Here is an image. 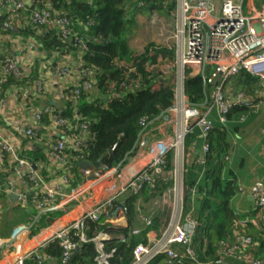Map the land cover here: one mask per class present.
<instances>
[{
    "label": "built area",
    "instance_id": "obj_1",
    "mask_svg": "<svg viewBox=\"0 0 264 264\" xmlns=\"http://www.w3.org/2000/svg\"><path fill=\"white\" fill-rule=\"evenodd\" d=\"M40 4V8L35 7L30 11L24 0H0V12L6 15L10 22L28 13L22 17L23 20L27 19L37 28L56 29L63 40L70 41V23L65 15L53 12L43 1ZM148 5H160L164 14L152 13L149 18L139 14ZM135 9L136 13L126 12L135 18L131 32L135 34L134 38L140 43L141 48L131 49L127 45L129 57L143 55L151 47L166 46L173 51L174 62L171 70L175 73L174 105L168 110L167 117L165 116L156 127L155 132L152 131L155 137H144L147 140L141 142L142 146L145 142H148V145L139 151L133 160L118 169L82 168L78 172L82 182L70 187L76 174L65 165V152L69 149L81 151L91 138L87 125H71L68 121L53 116L54 109L48 107L29 111L28 116L22 121L14 120L5 111L9 104L7 98L1 100L0 164L6 161L26 190L16 194L17 204L21 207L32 206L38 213L51 209L64 211L63 208L69 205L75 210L71 221L59 223L55 220L49 228L28 238L26 241L28 244L14 243L7 255L0 260L1 264H23L26 260L35 261L37 264L52 261L53 257L44 253V249L52 244L60 248V262L65 264L76 248L80 249V246L90 242L94 244L97 252L94 263L109 264L112 252L105 253L104 244L111 237L98 232L89 238L88 223L127 227V218L120 197L127 192L137 195L145 186L154 189L158 180L167 185L160 195L151 200L150 210L155 211L153 213L157 216L158 213L164 215L165 210L168 211L169 223L164 228L162 226L157 231L145 234L146 244H139L134 248L130 264H149L159 256L165 257L166 264H183L185 259L194 264H201L191 247L197 223L191 217V212L186 209L185 199L189 197L191 201L195 189L187 190L184 185L186 161L184 139L195 130L198 131L201 150L206 154L208 144L205 143V139L213 129V116L220 124H226V116L233 107L247 109L253 115L264 104V93L255 98H247L243 94L229 98L223 92L225 83L241 72L264 84V6L261 10L250 7L246 14L242 1L141 0ZM173 11L174 20L170 21L173 19ZM8 24L9 22H5L3 28H8ZM75 42L78 49L87 50L83 41ZM23 51L24 49L19 53ZM25 73L22 64L13 57H6L0 61V84L6 76L11 75L19 80ZM39 76L32 86L18 91L22 93L21 102H24L29 90L31 94L49 96L53 94L56 99H63L64 90L69 86L75 88L73 93L76 99L79 90L91 89L90 83L94 74L85 68L81 60L73 64L70 58L64 57L52 70L48 69ZM73 76L78 77L76 85L70 83ZM196 76H201L204 86L208 88L205 101L200 107L187 104L184 96L185 80ZM47 77L52 83L46 82ZM55 78L66 81L60 82L56 89L51 88ZM12 91L10 96L13 99L18 98L17 91L14 89ZM42 114L48 115L51 127H46V133L37 138L36 132L42 131L43 128ZM239 122L243 124L245 118H241ZM141 126L144 127L145 124L141 123ZM260 134L263 138L261 153L264 155V126L260 129ZM53 135L58 138L52 140ZM32 140L48 149L49 162L57 165L51 173L57 180L53 187L49 188L47 185L49 181L45 180L51 177H44L40 166L33 168L34 164L24 159L22 150L17 148L23 144L33 149L35 145ZM196 146L197 142L194 141L190 150ZM169 152L173 154L172 170L170 176H167L161 171L167 166L166 155ZM198 164L202 166L204 163L201 161ZM12 190L11 185L8 188L0 186V197ZM31 192L34 195L28 200L26 197ZM242 192V189H238V193ZM249 193L256 210L255 219H259L264 225V182L262 180L255 182ZM165 218H162L163 223ZM140 220L144 227L151 225L150 216L142 215ZM130 234L139 236L141 231L132 229ZM117 239L123 240L121 236ZM251 246L249 239L239 238L231 244H221L215 264H223L224 258H233L243 264H263L260 259L245 251V248L250 249ZM175 247H181L182 252H177Z\"/></svg>",
    "mask_w": 264,
    "mask_h": 264
},
{
    "label": "trees",
    "instance_id": "obj_2",
    "mask_svg": "<svg viewBox=\"0 0 264 264\" xmlns=\"http://www.w3.org/2000/svg\"><path fill=\"white\" fill-rule=\"evenodd\" d=\"M25 1L30 11L35 7L40 8V3L43 1L53 12L63 13L70 23L71 39L65 41L56 29L37 28L27 19L23 20L22 17L28 13L10 22L7 16L0 12V33L18 36L23 41H32L39 53V57L30 63L21 79L16 80L11 75L4 77L0 84V101L6 97L10 88L18 92L20 89L30 87L39 79L42 69L52 70L64 57L81 60L85 68L93 72L91 89L79 90L76 99L73 93L75 88L69 86L64 90L63 99L52 100L53 98L51 99L48 94H28L24 100L26 108L33 105L39 110L46 104L45 107L54 109L53 116L62 118L71 125H87L91 138L81 151L69 149L65 152V165L76 174L70 187H75L82 182L78 174L80 169H97L94 167L97 161H100L99 169L116 168L126 156L128 159L139 152L140 139L155 137L152 131L155 132L156 127L174 105L175 73L171 70L174 53L166 46L151 47L143 55L129 57L127 36L132 31L135 21L126 11H132L133 7L130 4L132 0ZM252 2L257 8L264 6V0H252ZM128 5L129 9L126 8ZM160 7V5H148L139 14L144 16L162 13ZM5 22H9L8 28H3ZM76 40L83 41L87 50L78 49L75 46ZM223 92L229 98L238 94L255 98L264 93V84L241 72L225 83ZM207 93L208 88L204 86L201 76L185 80L184 96L187 104L200 107ZM250 115L247 109L233 107L226 116V124H220L213 116V129L205 139L208 152L204 154L203 167L196 164L190 151L194 141L201 142L198 131L195 130L184 139L185 155L188 156L185 161L184 184L187 190L195 189L192 202L189 197L185 199V202L191 205V217L197 223L191 247L201 264H215L221 244H231L237 238L249 239L252 246L250 249L245 248V251L264 264V225L259 219H255V208L252 209L248 219L233 209L236 178L226 169L229 131L232 128L236 131L241 124L239 120L241 118L246 120ZM141 123L145 124L146 128L141 126ZM41 124L43 128L42 131L36 132L37 138L45 132L46 127H51L48 115H41ZM53 138L58 137L53 136ZM34 145L33 149L27 150L23 145L22 157L33 164L49 166L48 158L43 151L45 147L36 142ZM172 157V152L166 155L167 166L161 171L162 174L170 176ZM81 163H87L88 166L82 167ZM202 170V178L197 180ZM225 172H229L228 175L231 176L229 179H224ZM45 173L43 172L44 175ZM166 185L167 183L158 180L154 189L145 186L137 195L127 192L120 197L128 222L127 227L88 223L89 238L100 231L112 236V239L104 244V252H112L109 264H130L134 248L139 244H146L145 234L160 228V217L156 213H147L145 210L147 208L142 207L143 210L140 212L151 217V225L144 227L141 220L137 219L136 206L140 201L147 202L160 195ZM36 215L33 213V216ZM62 215V210L45 211L32 226L30 234L33 236ZM132 229H139L141 234L131 235ZM118 236L123 240L117 239ZM175 250L182 252L181 247H175ZM44 253L52 256L55 264H61V251L56 244L49 245L44 249ZM96 256L95 246L90 242L80 246L79 254L72 264H95ZM29 261L26 260L23 264H35ZM149 264H166V259L164 256H159ZM183 264L194 263L185 259ZM223 264L243 263L233 258H224Z\"/></svg>",
    "mask_w": 264,
    "mask_h": 264
},
{
    "label": "crops",
    "instance_id": "obj_3",
    "mask_svg": "<svg viewBox=\"0 0 264 264\" xmlns=\"http://www.w3.org/2000/svg\"><path fill=\"white\" fill-rule=\"evenodd\" d=\"M139 1H141V0H132L130 2V4L133 7L132 11H130V12L128 10L127 11L129 13H131V12L134 13L136 4ZM233 1H235V2H241L242 1V3H243L244 0H233ZM246 2L248 3V5H250V7H255L253 5L252 0H246ZM261 7H263V6H261ZM261 7H259L258 9L261 10ZM126 8L129 9V5ZM134 20H135V18H134ZM134 36H135V34L133 32H130V34L127 36V45H129V47L131 49H137V47L141 48L140 43L137 41L136 38H134ZM23 49H24V53L26 52L25 55H23L24 53L23 54L19 53V51H22ZM38 55H39L38 50L35 47V45L32 43V41H30V40L23 41L22 38H20L18 36L16 37L14 35L4 34V33L1 34L0 33V61H2L6 57H13V58L17 59V61L22 64L24 70L27 71L30 63L32 61H34L35 59H37L39 57ZM25 56H27V57H25ZM70 59H71V63H73V64L76 63V59H73V58H70ZM43 70L44 69H42V72H40V73H43V72L45 73L47 71V69L44 71ZM46 79H49V78L47 77ZM63 80L64 79L55 78L53 81V84H51L52 85L51 88L53 87L56 89L58 87V84L60 82H63ZM77 80H78V77L73 76L70 79V83L76 85V83H78ZM64 81H66V80H64ZM67 83L69 85L68 80H67ZM27 88H29V87H27ZM12 90L13 89L10 88L8 90V92L6 93V97H5V98H7L6 100L9 103H12V105L10 108L9 104H8V107L5 111H7V114L9 116H12L14 120L22 121L23 118H26L28 116L27 115L28 112L35 109V107H33V105H32L31 107L26 108V103L21 102V99H19L20 97L13 99L10 96L13 92ZM21 90H26V89L25 88L20 89V91ZM52 90H54V89H52ZM28 92H29V94H31L30 90ZM17 95L18 96L22 95V93L17 92ZM51 97L53 98L52 100L56 99L53 96V94L51 95ZM1 100H3V99H1ZM29 103H30V101H29ZM1 117L2 116L0 113V120H1ZM23 123H25V122H23ZM263 126H264V104L261 105L259 111L256 114H253V115H250L249 117H247L245 122L243 124H240L236 131L233 128L231 129V131H229V137H228L229 152H228L227 168L226 169L230 173H232V175L236 178V184H235L236 196H235V199L232 203L233 209L239 215H241L244 218L246 217L247 219L249 218V216L252 212V209L254 208L252 198H251L250 193H249V189L255 182H257L259 180H262L264 182V155H262V153H261V144H262L263 138L260 135V129ZM52 131L54 132V130H52ZM152 138H154V137H152ZM51 139L54 140V138L52 136H51ZM145 140H147V139H145V138L140 139V141H139V147H140L139 149L140 150L139 151L144 150L145 145L142 146L143 144L141 142L145 141ZM21 147H23V144H22V146L21 145L17 146L18 149L22 150ZM25 149L27 150L29 148L25 147ZM43 151L46 154L45 156L48 158V161H49V155H50L49 150L46 148H43ZM190 151L193 154L194 161L196 162L197 165H199L198 163L201 161L203 163H205L204 154L201 150V143L200 142L197 143V146L195 147V149H192ZM185 158L187 161L188 156L185 155ZM128 159H126L125 164L128 163L127 162V161H129ZM203 165L202 166L199 165V166L203 167ZM38 166L41 167L40 169L42 170V172H46L45 175L43 174L44 177H47V176L51 177V178L45 179V180L49 181L47 183L49 188L53 187L56 184L57 180L55 178H53L54 176H52L51 173L54 171V168L57 167V165H55L52 162L51 163L49 162V166L47 168V166L42 165V164H36V165L34 164V168H36ZM44 169H46V171ZM229 172L224 173V176H223L224 179H229V177H231L228 175ZM202 175H203V170L198 174L197 180H200L202 178ZM183 180H184V178H183ZM9 185H11L13 187L12 192L9 191L0 197V260L3 258V256L7 255V253L9 252L8 251L9 248H11L14 243L15 244L17 242L27 243L26 241L28 240V238L32 237V235L30 234L31 229L28 232H23V233L19 234L17 239L12 244L4 246L5 244L8 243V241H10L12 239V237L14 236L15 233H17L20 229H24L26 227H29L30 225H33L36 222V220L38 219V217L40 216V213H38L32 206L21 207L19 204H17V202H14L11 199L10 196L12 194H18V193L24 192L26 190L21 186L20 181H19L17 175L14 173V171H12V169H10L9 165L6 164V161H4V163L2 165L0 164V186H3V187L6 186L8 188ZM238 189H242L243 192L238 193ZM66 190H64V192H67ZM92 195H94V194H92ZM194 195H195V190H194V194H193V199H194ZM152 199H154V198H151L147 202L140 201L137 204L136 215H137L138 220H140V218L143 215L140 212L141 210H143L142 207L147 208L146 209L147 213L155 212L153 210H150L149 203L151 202ZM143 204H144V206H143ZM186 205H187L186 209L188 211H191L192 210L191 205H189L188 203ZM148 207H149V209H148ZM63 209H65L64 211L62 210L63 215L57 219L59 223H67V222L71 221L75 215V210L72 209L71 205L66 206ZM13 213H19V215L16 216V218L14 219V218H12L13 216H11ZM33 213H36L37 215L33 216ZM165 215L166 214L163 215L161 213H158V217H160V227H162L164 224L162 222V218ZM53 222H55V221H53ZM127 224H128V222H127ZM50 226H51V224L47 225L46 227L40 229L37 233H39L42 230L49 228ZM100 232H102V231H100ZM96 233H98V232H96ZM36 234H34V235H36ZM107 235H109V234H107ZM109 236L112 239V236L111 235H109ZM29 262L35 263V261H32V260H30ZM35 264H37V263H35ZM44 264H55V260L54 259L52 261L48 260Z\"/></svg>",
    "mask_w": 264,
    "mask_h": 264
},
{
    "label": "water",
    "instance_id": "obj_4",
    "mask_svg": "<svg viewBox=\"0 0 264 264\" xmlns=\"http://www.w3.org/2000/svg\"><path fill=\"white\" fill-rule=\"evenodd\" d=\"M146 145H148V142H145V146H146ZM135 146H136V145H135ZM135 146H134V148L132 149V152L134 151ZM126 159H127V156H126L125 159L122 161V163H120V164L116 167V169H118L123 163H125ZM80 165H81L82 167H87V166H88L87 163H81ZM99 165H100V161H97V162L94 164V167L97 168V169H99ZM33 168H34V165H33ZM89 179L91 180V178H89ZM33 195H34V193L31 192L29 195H27L26 198H27L28 200H30V199L32 198ZM10 197H11V199H12L14 202H16V199H17V195H16V194H12ZM46 211H48V210H46ZM44 212H45V211H44ZM44 212H40V215L43 214ZM33 225H34V224H33ZM33 225H30L29 227H26V228H24V229H20L17 233L14 234V236L12 237V239H11L10 241H8V243L5 244L4 246L12 244V243L17 239V237H18L19 234H21V233H23V232H28V231L32 228ZM78 254H79V249L76 248L75 251H74V253H73V255L71 256V258H70L65 264H72L73 260L75 259V257H76Z\"/></svg>",
    "mask_w": 264,
    "mask_h": 264
},
{
    "label": "rangeland",
    "instance_id": "obj_5",
    "mask_svg": "<svg viewBox=\"0 0 264 264\" xmlns=\"http://www.w3.org/2000/svg\"><path fill=\"white\" fill-rule=\"evenodd\" d=\"M243 8H244V12L246 13V14H248V10H249V8H250V5H248V3L245 1H243ZM257 7H255V9H256ZM256 10H259L258 8L256 9ZM134 12H136V9H135V11ZM162 13H159V14H164V11L162 10L161 11ZM152 14V13H151ZM151 14H147V15H145L146 17H150L151 16ZM174 15H175V12L173 11V19L172 20H170V21H173L174 20ZM145 18V17H144ZM168 19V18H167ZM141 20H144L143 18H141ZM33 43V42H32ZM24 53V51L21 53V54H23ZM26 54V52L23 54V55H25ZM25 57H27V56H25ZM46 82H51L52 83V81H51V79H46ZM51 99H52V97H50ZM11 105H12V103H9V107L11 108ZM46 106V104L45 105H43L42 107H45ZM261 135V134H260ZM262 141H263V139H262ZM129 161H131V160H133V157H130L129 159H128ZM128 162V161H127ZM102 189H103V187H102ZM172 202V201H171ZM143 206H144V204H143ZM148 209H149V207H148ZM146 210V209H145ZM147 211V210H146ZM164 214H166L165 216H166V218H165V216L163 217V218H165L166 220L164 221L165 223H164V225H163V228L164 227H166L167 226V224L169 223V216H170V214H169V212L168 211H166L165 210V212H164ZM19 215V213H13L11 216H13L12 218H16V216H18ZM55 221V220H54ZM53 223V222H52ZM51 223V224H52Z\"/></svg>",
    "mask_w": 264,
    "mask_h": 264
}]
</instances>
